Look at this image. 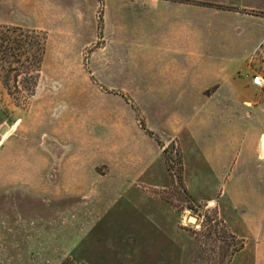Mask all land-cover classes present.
<instances>
[{"label": "rangeland", "instance_id": "obj_1", "mask_svg": "<svg viewBox=\"0 0 264 264\" xmlns=\"http://www.w3.org/2000/svg\"><path fill=\"white\" fill-rule=\"evenodd\" d=\"M0 25L45 37L0 62V264H264V0H0Z\"/></svg>", "mask_w": 264, "mask_h": 264}, {"label": "trees", "instance_id": "obj_2", "mask_svg": "<svg viewBox=\"0 0 264 264\" xmlns=\"http://www.w3.org/2000/svg\"><path fill=\"white\" fill-rule=\"evenodd\" d=\"M18 34V36H16ZM20 35V36H19ZM45 37H42L37 31L22 30L15 26H1L0 25V62H15L18 66L27 69L32 65L39 64L42 61V54L44 53L43 44ZM35 49L36 53L32 50ZM30 50L32 52H30ZM10 57H13L10 61ZM23 58L25 59L23 61ZM10 67V66H9ZM10 68L8 71H13ZM34 78V76H33ZM24 89L31 91L35 88L32 76H27L24 79ZM158 143L161 145L160 140Z\"/></svg>", "mask_w": 264, "mask_h": 264}, {"label": "crops", "instance_id": "obj_3", "mask_svg": "<svg viewBox=\"0 0 264 264\" xmlns=\"http://www.w3.org/2000/svg\"><path fill=\"white\" fill-rule=\"evenodd\" d=\"M192 79H193V81H192ZM191 79V85H193V86H196V87H199V90H204V89H206V87H208V86H215V91L216 90H218L219 89V87H220V83H218V81L216 80H211L210 82H206L205 81V83H204V81H202L201 83H200V85L198 86V84H197V79H194V78H192ZM184 79H182V78H179V80H178V82H179V84L183 81ZM228 80V78L227 77H225V81H227ZM217 82V83H216ZM251 85V84H250ZM180 86V85H179ZM252 86V85H251ZM150 91H152V90H150ZM187 90L186 89H184V88H181L180 89V92H181V94L180 95H183L185 92H186ZM134 95H137L136 93H131L130 94V96H134ZM147 95H149V96H160V94H158V93H153V92H151V93H148ZM226 128H227V125L225 126ZM223 132V131H222ZM239 147V146H238ZM230 148V143H229V138H228V136H227V139L226 140H223V138H221V143H220V149H219V152H220V155L222 154V152H224L225 151V149H229ZM238 150H239V148H238ZM208 151L209 152H211V154L213 155V153H214V151L213 150H210V149H208ZM213 152V153H212ZM218 152V151H217ZM216 152V153H217ZM211 155V156H212ZM74 163H75V161H74ZM78 170H75V171H73V173L75 174L76 172H77ZM111 171H114V170H112V169H110V171L108 172V174H110L111 173ZM108 174H105L104 176H106V175H108ZM112 176V175H111ZM231 176L229 175V174H227V176L224 178V181H223V183H222V189L220 190L221 191V196L222 195H224V196H226V197H228V198H230V200H232V202H233V204H232V208L234 209V210H238L239 208H240V202H239V199H238V201H237V195H235V192H234V188H235V185L237 184V181L234 183V181L233 180H231V178H230ZM75 185H72V188L74 187ZM77 187H78V185H77ZM76 189L75 188H73L72 189V191H75ZM232 196L234 197V198H232ZM262 209V210H261ZM264 208H260V211L258 212V214H256V217H258V219H256L255 220V224H259L260 225V230H257L258 232H256V229H254V231H253V240H255L256 238H258V239H260L259 241H261V240H264ZM240 215H242V213L241 212H237V216H238V219H237V221H230V220H228V226H229V228H230V230H231V232H233V234L234 235H236V236H238V237H245V238H248L247 236L248 235H246V232L245 231H247L248 230V228H249V224H247V223H243L242 221L243 220H241V217H240ZM255 217V218H256ZM260 222V223H259ZM256 232V236H254L255 233ZM247 233H249V231L247 232Z\"/></svg>", "mask_w": 264, "mask_h": 264}, {"label": "built area", "instance_id": "obj_4", "mask_svg": "<svg viewBox=\"0 0 264 264\" xmlns=\"http://www.w3.org/2000/svg\"><path fill=\"white\" fill-rule=\"evenodd\" d=\"M250 83L256 88H264V77L259 73H254L250 78Z\"/></svg>", "mask_w": 264, "mask_h": 264}, {"label": "water", "instance_id": "obj_5", "mask_svg": "<svg viewBox=\"0 0 264 264\" xmlns=\"http://www.w3.org/2000/svg\"><path fill=\"white\" fill-rule=\"evenodd\" d=\"M4 130H5V126H2L0 128V133L3 134ZM189 220H194V218L192 219V217H189Z\"/></svg>", "mask_w": 264, "mask_h": 264}, {"label": "bare ground", "instance_id": "obj_6", "mask_svg": "<svg viewBox=\"0 0 264 264\" xmlns=\"http://www.w3.org/2000/svg\"><path fill=\"white\" fill-rule=\"evenodd\" d=\"M6 133V132H5ZM5 133L2 135V136H4L5 135ZM195 220V219H194Z\"/></svg>", "mask_w": 264, "mask_h": 264}]
</instances>
